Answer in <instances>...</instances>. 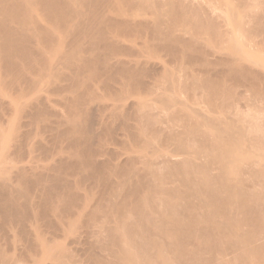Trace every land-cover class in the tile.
Listing matches in <instances>:
<instances>
[{"label": "bare ground", "instance_id": "6f19581e", "mask_svg": "<svg viewBox=\"0 0 264 264\" xmlns=\"http://www.w3.org/2000/svg\"><path fill=\"white\" fill-rule=\"evenodd\" d=\"M0 264H264V0H0Z\"/></svg>", "mask_w": 264, "mask_h": 264}, {"label": "rangeland", "instance_id": "374dc122", "mask_svg": "<svg viewBox=\"0 0 264 264\" xmlns=\"http://www.w3.org/2000/svg\"><path fill=\"white\" fill-rule=\"evenodd\" d=\"M209 4H212L211 2H209ZM132 13H134V14H140L139 13V11H137V10H133L132 11ZM147 16V17H146ZM145 18H149V15H145ZM182 25H183V22H180ZM186 25V24H185ZM184 25V26H185ZM132 41H133V39H131ZM127 42H129V41H127ZM127 42H125V43H127ZM129 43H131V42H129ZM129 43H127V45L129 44ZM251 49V50H250ZM246 52L248 53V52H250V51H253V49L252 48H246ZM162 56V57H161ZM160 57L161 58H163V59H161V58H159V59H161L160 61H159V59H153V61H157V62H162L164 65H165V63H166V61H167V57H165L162 53L160 54ZM164 61H165V63H164ZM161 64V63H160ZM144 91V90H143ZM145 92L147 93V91L145 90L144 91V93L143 94H140L139 95V98L140 99H142V100H148V101H150V99L152 100L153 99V97L154 96H152V95H150V96H152V98L148 95V94H146V96H147V98L146 99H144L145 98ZM142 93V92H141ZM249 94V93H248ZM247 93H246V95H248ZM144 97V98H143ZM150 97V98H149ZM155 99V98H154ZM153 99V100H154ZM157 100H159V99H156L155 101L157 102L156 104H158V108L160 109V107H159V105L161 106V104H159L158 103V101ZM241 102L243 101V100H240ZM161 107H163V104H162V106ZM250 111H252V108H250L249 109ZM120 132V131H119ZM119 132H117V134L119 133ZM111 137H112V135H110ZM115 136V135H114ZM110 138V137H109ZM154 145H152V146H150V148H154L153 147ZM112 147H114V146H112ZM116 148V147H115ZM155 148H158V145H156L155 144ZM247 158H252V156H249V157H247ZM68 238H64V240H60L59 242H60V244H63V245H67V244H69L70 242H71V240H70V238L68 239L69 240V242H67L68 240H67ZM70 246H73V245H70Z\"/></svg>", "mask_w": 264, "mask_h": 264}]
</instances>
